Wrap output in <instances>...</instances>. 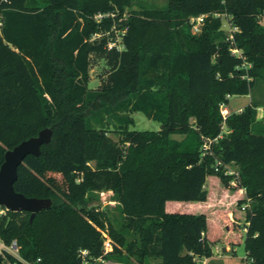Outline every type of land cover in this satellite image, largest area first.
Returning <instances> with one entry per match:
<instances>
[{"label": "trees", "instance_id": "obj_1", "mask_svg": "<svg viewBox=\"0 0 264 264\" xmlns=\"http://www.w3.org/2000/svg\"><path fill=\"white\" fill-rule=\"evenodd\" d=\"M133 6L134 0H0V167L7 151L53 131L40 156L19 167L14 186L52 206L32 221L28 212L0 213V241L16 242L19 256L4 251L0 264L130 257L202 264L217 242L236 247L243 240L249 264H264L263 104L252 99L225 120L221 113L232 97H251L264 85V0H168L162 9L126 13ZM200 16L194 33L191 18ZM117 36L122 49L109 50ZM101 62L93 90L92 68ZM135 112L160 130H131ZM205 139H217L212 155H203ZM217 161L238 169L237 185L215 171ZM243 189L238 210L221 224L226 232L214 238L209 223L224 211L215 197ZM104 192L116 203L113 221L94 204ZM200 205L205 212L195 211ZM102 232L114 244L107 255ZM81 251H88L85 260Z\"/></svg>", "mask_w": 264, "mask_h": 264}, {"label": "rangeland", "instance_id": "obj_2", "mask_svg": "<svg viewBox=\"0 0 264 264\" xmlns=\"http://www.w3.org/2000/svg\"><path fill=\"white\" fill-rule=\"evenodd\" d=\"M168 0H134V6L131 9H127L126 13H130L132 11L139 10L141 8L145 9H162L166 7ZM223 20V30L228 34L231 35L233 33V29L231 28L230 21L227 16L222 17ZM262 23L264 24V17L262 19ZM120 36H117V39ZM104 71V63L101 62L99 65L92 68L91 72V82H90V88L95 90L99 84V78L102 75ZM254 99L260 103L263 104L261 108L258 109V118L263 120L264 119V85H260L253 93V95L250 96H240V97H232L230 99V104L228 106H225L224 109L228 111V113L232 112H239L241 109L246 107L250 104L251 100ZM240 109V110H239ZM131 117L134 119L135 124L131 126V130L135 131H150V132H157L161 128V124L148 119L143 113L141 112H135L131 115ZM109 136L115 140H119V136H117L112 131L109 133ZM173 139L181 140L180 136H172ZM233 170L238 171V169L234 166H231ZM59 179V177H56ZM210 185L212 187V190L214 192H218V188L215 185L213 180H210ZM229 192V191H228ZM97 199L95 201V205L97 206L98 210H106L109 213V219L111 221L114 220L116 216H118V212L115 209L116 203L112 201V193L111 192H104L99 193L97 195ZM245 198V195H244ZM100 206V208L98 207ZM219 208H223L222 210L216 214H214V219L210 221L211 226V234L214 238H220L221 234L226 232L225 227L221 228V224L226 222V219L228 215L230 216V211H236L238 210L237 201L234 203H231V200H226V202L222 205H219ZM205 208L203 206H196L195 211L198 213L205 212L206 209H200L199 208ZM182 210V209H180ZM182 211H185L182 210ZM196 212V213H197ZM243 236H245V233L241 231ZM0 248H2V243L0 241ZM227 248V252L225 253L223 249ZM214 255L211 258L206 259V264H249V261L247 260V254L245 251L244 246V240L241 242L240 245L236 247L232 246H226L223 241L217 242L213 249ZM103 264H162L161 259H148L144 263H140L135 257L127 258L126 260H120L119 258H114L111 260H101Z\"/></svg>", "mask_w": 264, "mask_h": 264}, {"label": "water", "instance_id": "obj_3", "mask_svg": "<svg viewBox=\"0 0 264 264\" xmlns=\"http://www.w3.org/2000/svg\"><path fill=\"white\" fill-rule=\"evenodd\" d=\"M53 131L44 129L38 136L22 142L13 150L5 153L4 162L0 167V213L28 212L32 221L36 214L51 208L50 199L27 198L15 191V183L18 179V169L24 164L30 155L40 156L41 147L51 143Z\"/></svg>", "mask_w": 264, "mask_h": 264}, {"label": "built area", "instance_id": "obj_4", "mask_svg": "<svg viewBox=\"0 0 264 264\" xmlns=\"http://www.w3.org/2000/svg\"><path fill=\"white\" fill-rule=\"evenodd\" d=\"M104 17H107V15H98L95 18H96V20L99 21V20L103 19ZM204 18H205V16H200V17H197V18H191V24L193 26V32L194 33H198L200 31V27H201V25L204 22ZM1 25H2V23H1V19H0V26ZM231 38H232V36H231ZM121 42H122V38L120 36V41H119V37L115 41H111L108 44V49L112 50L114 48H117V49L121 50L122 49ZM234 53L235 54H239L238 51H234ZM224 107L225 106H223L221 108V113H222L223 119L225 120L227 118V116H229V113H228V111L226 109H224ZM216 141H217V139H215V140L205 139L204 140V144H203V147H202L204 156L208 155V154L212 155L211 145L214 142H216ZM215 171L216 172H222L225 176L232 177V179L230 181V185L235 186V185H237L239 183V178H240L239 171L233 170L231 165H223L221 162L217 161L216 165H215ZM242 191L245 193L244 189ZM248 207H249V201H247V204H245L242 207V210L244 211ZM102 234H103V237H104V243H103L104 244V255H107V254H110L111 252H113L114 244H113L111 238L108 236V234L106 232H102ZM4 251L12 254L13 256H15L17 258H19V256H18V248H17L16 242H14L11 247H6L4 244H2V248H0V253H2ZM87 255H88V251H81V253H80V256L84 260H85ZM23 263L24 264H28L26 262H23ZM201 263L202 264H206V259L203 260ZM85 264H87V263H85Z\"/></svg>", "mask_w": 264, "mask_h": 264}, {"label": "crops", "instance_id": "obj_5", "mask_svg": "<svg viewBox=\"0 0 264 264\" xmlns=\"http://www.w3.org/2000/svg\"><path fill=\"white\" fill-rule=\"evenodd\" d=\"M240 111H242V109ZM242 193L243 194H235V193L232 194V193L224 192L219 198L215 197V199L213 201V205H216V206H219L221 204L223 205L226 202V200H231V203L232 202L235 203L237 200L244 198L245 193L244 192H242ZM223 251L225 253H228L227 252L228 251L227 248L223 249Z\"/></svg>", "mask_w": 264, "mask_h": 264}]
</instances>
